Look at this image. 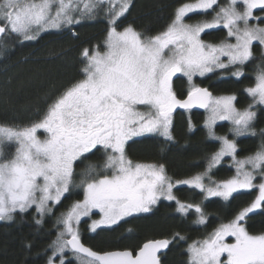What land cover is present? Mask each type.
<instances>
[{
  "label": "snow or ice",
  "instance_id": "snow-or-ice-1",
  "mask_svg": "<svg viewBox=\"0 0 264 264\" xmlns=\"http://www.w3.org/2000/svg\"><path fill=\"white\" fill-rule=\"evenodd\" d=\"M116 2L0 0V39L33 41L42 32L79 24L100 11L109 16L103 50L99 46L82 50V78L66 88L39 120L23 127L0 126V220H12L14 214L33 208L43 218L65 194L80 187L83 199L75 201L59 219L63 230L50 246L47 264H56L57 257L59 264H65L66 251L80 264H162L163 250L177 240L186 241L185 236L174 233L171 239L147 240L137 249L98 253L81 243L77 228L81 218L98 210L100 219L90 225L95 232L134 214L149 213L164 198L176 201L182 216L194 210L196 222L205 224L199 204L183 203L173 194L176 185L199 189L205 199L225 201L242 191L256 190L249 206L203 240L193 241L186 251L188 264H264V232L253 234L246 226L249 214L257 210L264 214V129L259 132L262 142L257 151L243 159L237 158L234 139L214 131L217 121H228L234 136H257L253 109L264 106V67L257 68L254 85L245 89L251 103L243 110L235 106V95L213 96L194 83L195 77L231 67H237L233 76L243 75L238 66L253 59V42L264 46V27L250 23L264 21V17L254 16V10L264 12V0H226L224 5H218V0L185 2L155 35L138 32L131 25L118 30V21L129 10L131 0H118V7H113ZM209 10L214 12L211 19L186 22L190 14L206 15ZM221 27L227 35L219 43L201 38L206 30ZM178 73L189 84L186 99L173 91V77ZM193 107L208 112V137L220 145L207 158L203 172L174 181L163 164L128 157L126 145L133 137L155 134L174 143L173 112ZM5 145H14L11 155L6 156ZM94 150L103 151V163L89 165L77 184L74 164ZM225 157L232 159L235 175L217 182L213 170ZM35 223L40 224L41 219ZM228 238L233 242H227Z\"/></svg>",
  "mask_w": 264,
  "mask_h": 264
},
{
  "label": "trees",
  "instance_id": "trees-1",
  "mask_svg": "<svg viewBox=\"0 0 264 264\" xmlns=\"http://www.w3.org/2000/svg\"><path fill=\"white\" fill-rule=\"evenodd\" d=\"M185 2L193 0H131L129 10L118 21V28L131 25L138 32L155 35L166 28L176 8ZM225 3L226 0H218V5ZM214 7L218 10L217 6ZM213 15L214 12L209 10L206 15L190 14L185 19L193 23L211 19ZM108 20L106 11H100L79 24L43 32L33 41L21 42L15 37L0 39V125L23 127L39 120L66 88L82 78V50L94 46L103 50ZM226 35V30L221 27L206 30L201 38L216 44L224 40ZM252 51L253 59L238 66L243 71L242 76H233L237 67H231L215 70L204 77L198 76L194 79L195 84L208 87L213 96L235 95L236 105L246 108L251 98L245 89L254 85L257 68L264 67V50L258 41L253 42ZM188 88L187 79L177 76L174 81L176 95L186 97ZM254 109L255 137L234 136L229 122H219L214 128L216 135L235 140L238 159L253 155L262 142L259 132L264 129V106H256ZM205 111H178L172 120L174 143H166L163 137L155 134L136 137L126 145L128 157L137 162L163 164L168 176L174 181L203 172L207 158L220 147L218 141L208 137L204 124ZM13 151L14 145L4 146L6 156ZM103 159V151L94 150L87 158L77 161L74 164L77 184L81 173L89 165L101 164ZM213 173L215 181L231 178L235 174L233 162L225 158ZM173 193L183 203L199 204L204 211L206 223L196 222L194 210L182 216L176 210V201L163 199L149 213L134 214L118 225L101 227L95 232L90 229L93 217L81 219L77 226L81 241L93 250L104 252L137 249L147 240L171 239L174 233H179L187 238L186 241L177 240L171 244L168 251L161 255L162 264H188V245L203 240L219 225L232 220L257 195L256 190H245L234 194V198L229 201L220 197L205 199L200 190L187 185L175 187ZM82 199L83 189L75 187L65 194L59 204L52 205V212L43 218L33 208L25 213L14 214L12 220H1L0 264H47L52 255L50 246L57 239L58 230L62 226L59 219L75 201ZM36 219H41V223L36 224ZM246 226L253 234L264 232V214L260 210L249 214ZM72 255L71 251H66L65 264H80ZM56 260L59 261V258Z\"/></svg>",
  "mask_w": 264,
  "mask_h": 264
},
{
  "label": "rangeland",
  "instance_id": "rangeland-1",
  "mask_svg": "<svg viewBox=\"0 0 264 264\" xmlns=\"http://www.w3.org/2000/svg\"><path fill=\"white\" fill-rule=\"evenodd\" d=\"M107 6V5H106ZM113 7H118V0H117V2L115 3V4H113L112 5ZM256 11V12H255ZM257 13V14H256ZM254 16H258V17H264V12H261V11H259V10H254ZM86 19V18H85ZM83 19H81V21H82ZM187 22V21H186ZM189 23V22H188ZM251 24H253V25H259V26H261V27H264V21H257V20H254V21H251L250 22ZM66 27H70V26H66ZM66 27H64V28H66ZM124 28V27H123ZM123 28H118V30H122ZM62 29V28H61ZM43 33V32H42ZM202 35V34H201ZM206 42V41H205ZM231 42H235L234 41V39L231 41ZM207 43H210V42H207ZM214 44V43H213ZM263 47V50H264V46H262ZM225 59V61H226V58H224ZM240 71H242V69H239ZM243 72V71H242ZM177 76H182V77H184L182 74H177ZM175 77V76H174ZM186 78V77H185ZM196 78V77H195ZM194 78V79H195ZM187 79V78H186ZM194 83H195V80H194ZM172 87H173V91H174V78H173V81H172ZM218 96H228V95H218ZM235 106L239 109V110H243L242 108H239L237 105H236V101H235ZM245 109V108H244ZM141 110H143V109H141ZM254 111H255V109H253ZM205 120L207 119V117H208V112L207 111H205ZM172 120H173V115H172ZM219 122H228V121H217V123H219ZM216 123V124H217ZM230 123V122H229ZM205 124V123H204ZM0 126H3V125H0ZM38 135H40V137L41 138H43L44 137V133L42 132V131H40V132H38ZM133 138H136V137H133ZM132 138V139H133ZM225 158H230V157H225ZM224 158V159H225ZM231 159V158H230ZM243 159V158H242ZM231 161H232V159H231ZM233 162V161H232ZM235 175V174H234ZM217 182H219V181H217ZM260 182V180H259V178H257V181H256V183H259ZM205 183H207V181H205ZM181 185H183V184H181ZM181 185H176L175 187H177V186H181ZM188 186V185H187ZM174 187V188H175ZM174 188H173V190H174ZM199 190V189H198ZM174 194V193H173ZM164 198H161L160 200H163ZM159 200V201H160ZM158 201V202H159ZM157 202V203H158ZM51 203V202H50ZM155 206V205H154ZM153 206V207H154ZM152 207V208H153ZM94 211V215H90L91 217H93L92 218V221L93 220H98V219H100V214H99V211L98 210H93ZM89 217V216H88ZM83 218H85V217H82L81 219H83ZM92 221H91V223H92ZM101 227H105V226H101ZM63 230V227L61 226V228L58 230V234H59V232H61ZM227 242H233L232 241V238H228V240H227ZM73 257H75V258H77L76 256H74V254L72 255ZM79 261V260H78ZM79 263H80V261H79ZM56 264H59V261L58 260H56Z\"/></svg>",
  "mask_w": 264,
  "mask_h": 264
},
{
  "label": "water",
  "instance_id": "water-1",
  "mask_svg": "<svg viewBox=\"0 0 264 264\" xmlns=\"http://www.w3.org/2000/svg\"><path fill=\"white\" fill-rule=\"evenodd\" d=\"M173 78H174V77H173ZM200 87H203V86H200ZM204 88L209 89L208 87H204ZM209 91L212 93V91H211L210 89H209ZM177 97H178V96H177ZM186 97H187V95H186ZM186 97H184V98H180V97H178V98H180V99H186ZM191 110H193V111H197V112H204V111H205V109H203V108H199V107H193ZM178 111H186V110H185V109H181V108H177V109L173 112V114L177 113ZM173 114H172V115H173ZM0 222H1V220H0ZM158 239H165V238H158ZM80 240H81V239H80ZM145 242H146V241H145ZM81 243H82L85 247L92 249L90 246L86 245V244L83 243L82 241H81ZM168 249H169V248H168ZM168 249L163 250V254H164L165 252H167ZM92 250H93V249H92ZM116 250H125V249H116ZM116 250H110V251H116ZM93 251L98 252V253H103V252L96 251V250H93ZM104 252H107V251H104ZM163 254H161V255H163Z\"/></svg>",
  "mask_w": 264,
  "mask_h": 264
},
{
  "label": "flooded vegetation",
  "instance_id": "flooded-vegetation-1",
  "mask_svg": "<svg viewBox=\"0 0 264 264\" xmlns=\"http://www.w3.org/2000/svg\"><path fill=\"white\" fill-rule=\"evenodd\" d=\"M176 78H177V75L174 77V81H175ZM186 111H192L193 112V110H186ZM175 114H173V115H175Z\"/></svg>",
  "mask_w": 264,
  "mask_h": 264
}]
</instances>
